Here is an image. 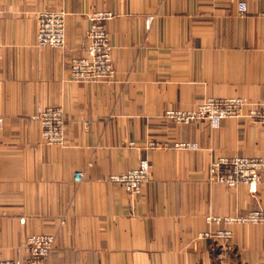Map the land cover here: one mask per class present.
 <instances>
[{
	"label": "crops",
	"instance_id": "0c3cea01",
	"mask_svg": "<svg viewBox=\"0 0 264 264\" xmlns=\"http://www.w3.org/2000/svg\"><path fill=\"white\" fill-rule=\"evenodd\" d=\"M239 1L0 0L1 258L53 232L45 264H264V223L232 224L226 242L199 236L216 228L208 214L264 210V170L254 192L208 177L219 156L264 159V126L244 114L217 129L162 117L208 96L264 106V0H244L245 14ZM61 9L64 45L37 46V13ZM96 11L113 13L114 74L77 81L70 61ZM48 105L65 111L62 145L45 142L34 118ZM178 140L199 149L172 148ZM140 157L150 171L138 194L109 180Z\"/></svg>",
	"mask_w": 264,
	"mask_h": 264
},
{
	"label": "built area",
	"instance_id": "2783aa9c",
	"mask_svg": "<svg viewBox=\"0 0 264 264\" xmlns=\"http://www.w3.org/2000/svg\"><path fill=\"white\" fill-rule=\"evenodd\" d=\"M239 14L247 11L246 1L237 3ZM113 17L111 11H96L90 14V27L83 40V54L72 57L69 72L72 79L85 82L111 80L114 74L112 46L106 30V21ZM64 10H43L37 13L36 44L39 47L63 46L65 43ZM150 18H148V25ZM246 115L254 122L264 126V106L251 105L241 96L214 97L208 96L187 109L168 108L162 117L175 124L207 121L211 128H219L221 121L228 117ZM34 118L40 123L41 135L45 142L62 145L66 141V114L61 106L48 105L39 110ZM2 116L0 115V122ZM133 144V142H130ZM148 149H165L168 144L149 140L144 143ZM174 149H199L196 141L178 140L171 145ZM264 170V159L249 156H219L208 166L210 180L229 187L246 185L256 191L261 172ZM150 162L140 157L135 167L124 172L111 174L109 180L121 185L127 192L138 194L148 179ZM82 172L75 171V181H80ZM62 222V221H61ZM208 225L216 226L199 234L203 238L226 242L232 237V224L264 223V210H250L244 214H208L205 216ZM56 234L38 232L30 234L21 248L22 254L14 258H1L0 264H45V259L53 249Z\"/></svg>",
	"mask_w": 264,
	"mask_h": 264
}]
</instances>
